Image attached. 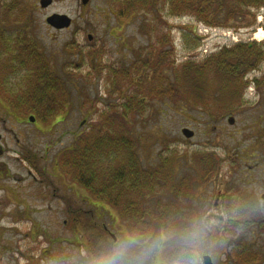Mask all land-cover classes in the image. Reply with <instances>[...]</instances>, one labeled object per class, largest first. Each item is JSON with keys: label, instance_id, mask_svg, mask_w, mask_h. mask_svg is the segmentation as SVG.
<instances>
[{"label": "rangeland", "instance_id": "374dc122", "mask_svg": "<svg viewBox=\"0 0 264 264\" xmlns=\"http://www.w3.org/2000/svg\"><path fill=\"white\" fill-rule=\"evenodd\" d=\"M12 1L0 0V8ZM14 1L19 4L15 8L40 9L39 0ZM107 3L91 0L85 9L81 0H57L51 8L30 15L29 29L24 33L37 41L56 76L64 80L69 104L55 123L39 120L31 123L27 120L29 114L0 108V264L88 262L81 246L76 245L86 243V239L74 240L73 214L84 225H105L117 241L126 240L133 246V253H142V264H150L146 258L154 252L161 253L164 244L166 247L170 241L162 229L161 211L171 208L192 222L205 210L209 211L220 184L234 190L248 188L247 167H264V153H255L258 142L263 143L257 137L264 134V93L252 84L241 91V96L231 90L221 92L217 74L211 71H205V76L199 79L198 90L189 84L184 69L186 62L202 64L225 45L253 42L264 49V39L256 38V34L264 32V8L245 15L235 14L242 17L225 23L227 27H207L192 15H168V0L157 3L158 13L141 11L121 21L109 13ZM51 13L67 15L74 25L64 31L50 29L44 20ZM8 27L11 25L2 26L0 41L2 36L12 35ZM87 34L93 36V42L86 40ZM161 36L169 38L164 46L158 40ZM95 45L103 51L99 62L89 61L87 56ZM160 48L168 50L166 59L172 62L170 66L164 64L160 76L164 77L163 83L165 78L171 82L177 79V91L173 89V94L156 97L149 78L141 80L133 70L138 58L153 60ZM100 64L115 70L125 66L126 81L119 80L117 87L110 77L112 84H108L106 77L110 70L100 71ZM262 72L264 64L246 79L260 78ZM131 80L137 81L136 87L130 85ZM119 92L125 98L123 101L119 100ZM134 98L143 103H135ZM125 104L130 110L119 120L125 114ZM103 118H107L106 122ZM230 118L234 119L233 124L228 123ZM82 120L86 123H81ZM184 128L194 133L189 141L181 133ZM87 131L102 137L124 134L136 140L135 151L143 169L157 168L171 160L174 185L187 183L176 194L157 187V194L143 201V210L147 212L145 229H153L147 244L144 239L129 235L115 209L89 195L56 167L59 155L77 135ZM199 153H212L221 162L217 161V176L212 172L204 182L199 180L201 172L192 165ZM182 218L179 227H185ZM216 225L198 237L205 236L208 243ZM171 243L188 245V240L174 237ZM200 245L204 249V243L197 246ZM223 254L214 248L209 253L216 264L226 262ZM160 260L168 262L162 254Z\"/></svg>", "mask_w": 264, "mask_h": 264}, {"label": "trees", "instance_id": "16d2710c", "mask_svg": "<svg viewBox=\"0 0 264 264\" xmlns=\"http://www.w3.org/2000/svg\"><path fill=\"white\" fill-rule=\"evenodd\" d=\"M159 1L116 0L119 7L118 14L124 18L139 11L158 13L156 5ZM16 6L17 4L12 5L14 8ZM262 8H264V0H168L167 14L172 16L184 13L196 17L207 27H227L225 23L242 17H238L239 14H249L250 10L259 11ZM222 16L224 21L221 22ZM158 19L159 22H162L160 16ZM32 48L29 47L21 51L20 55H32ZM162 54L164 53L158 51L154 59L147 63L151 65L154 62L148 72L141 73L140 70L135 72L141 80L149 78L154 85L151 91L156 97L165 93L173 94V89L175 92L177 91L175 88L177 79H172L171 82L170 79L165 78L166 81L163 83L162 78L164 77L160 76L163 75L164 64L168 66L172 64L166 59V54ZM34 60L35 58L31 59L28 65ZM34 63L40 65L37 68L33 67L29 72L30 79L28 78L27 85L29 89H27L24 100L25 106L22 110L17 109L18 111L15 112L30 114L37 120L46 122L65 113L69 93L65 82L52 73L42 58ZM263 64L264 49L262 45L247 42L224 46L220 52L208 57L199 65L186 62L184 69L185 77L190 85H194L195 89H200L197 84L199 79L205 76V71H211L217 74L216 78L220 82L219 90L221 92L231 90L234 93L238 92L237 96H241V91L243 92L248 84H252L259 92L264 93V72L261 73L260 78L246 79L250 74L260 70ZM115 81L111 84L114 85ZM118 82L114 86L118 87ZM130 85L136 87L132 82ZM163 85L166 88H163ZM159 86H161V90H159ZM119 94L123 95L121 92ZM134 102L143 103L141 99L136 98H134ZM123 107L127 112L121 114L119 120L124 119L130 110L127 104ZM106 119L103 118V122H106ZM261 141L263 143L260 144L264 145V140ZM136 148V140L129 139L124 134L103 135L102 137L93 131H87L77 135L71 146L59 155L56 166L71 182L80 186L89 195L108 203L125 222L130 235L140 238L144 232L150 229H145L147 222L145 223L144 218L147 216V212L143 210V201L157 194V187L176 194L182 187L186 188L187 183L182 182L174 185L172 182L174 179L172 177L174 174L173 162L171 160L164 161L157 168L143 169L138 160ZM217 161L220 162L217 156L212 153H199L194 157L192 165L195 170L201 172V178L207 181L212 172H217L219 166ZM177 215L178 213L172 211L171 208H168L166 212H160L159 218L161 216V221H163L162 229L167 232V235L175 230L180 232L189 230V225L188 229L179 227L180 218ZM78 217L73 214L72 230L79 232L82 239L83 236L86 237L87 254L94 262L97 256H102L109 249L103 225L99 226L95 223L84 225Z\"/></svg>", "mask_w": 264, "mask_h": 264}, {"label": "flooded vegetation", "instance_id": "af4514ba", "mask_svg": "<svg viewBox=\"0 0 264 264\" xmlns=\"http://www.w3.org/2000/svg\"><path fill=\"white\" fill-rule=\"evenodd\" d=\"M41 1L42 0L38 1L40 9H37L36 6H32L31 9L27 7L14 8L12 7L13 4L19 5L14 0L10 2V4L3 3L0 8V30H4L2 28L3 25H11V28L8 27V31H11L10 34H12L6 35V37L2 36L3 38L0 41V108L5 112H14L17 109L22 110L24 108L26 92L27 89H29V86H27L28 78L30 79L29 72H31L33 67L37 68L40 65L34 62H37L38 60H40V58H42L44 60V63L49 67L52 73L56 75L55 68L51 65L50 60L47 59L46 55L42 53V49L37 41L32 36L28 37V34L24 33L25 30L29 29L30 15L32 13L40 12V10H47L51 8L57 0H48L50 1V3L45 8H42L40 6ZM90 1L91 0H88L86 5H83L81 0V5L83 6V8L87 9ZM106 1L108 2L107 4L109 7V13L115 15L118 21L124 19V17H120L118 14L119 7L117 6L116 0ZM139 13H141V11H139ZM54 14L64 15L60 13H51L47 15L44 22L50 29L54 31H64L69 30L74 25L73 20L66 15L70 19V25L68 28L57 30L51 27L46 22V20ZM14 30L15 34L13 33ZM168 39L169 38H165L163 36L158 38L162 46L165 45V42H168ZM86 40L88 42H93L94 38L92 35L87 34ZM115 40L116 42L119 41L117 39ZM29 47H33L31 49V51H33L32 55H20L21 51H24ZM91 49L92 50L87 52V56L89 58L88 60H97L99 62V60H101L103 56V51L99 50L96 45L91 47ZM80 51L81 50H79L78 53ZM160 52L167 55L168 50L161 49ZM153 53L154 51L152 52L150 57L153 55ZM33 58H35L34 62H31L28 65L29 61ZM151 60L152 59L143 61L138 58V60L135 61V68L133 71L136 72L137 70H140L141 73L144 71L148 72L151 66H149L147 63H149ZM94 67V69L96 70L98 65ZM107 68H109L110 70L109 75H107L106 77L108 84H111V80H117L115 81L114 85L117 84L118 80L123 81V79H125L126 81L128 73H126L125 66L117 70H115V68L112 66H101V64L98 67L100 71L104 70V72H108ZM135 74L133 75L135 76ZM131 82L134 84V86H136L135 83H137V81L131 80ZM123 99H125L123 98V95H119V100L123 101ZM7 116L11 115L7 113ZM59 118L62 117H55L48 120V122L55 123ZM31 119H34V121L32 122ZM27 120L31 123H36L37 121V119L30 114L27 117ZM83 122L86 123L85 120H82L81 123ZM257 139H259L260 141L264 140V134H259ZM258 145V148H255V153H264V145L263 150H261L262 145H260L259 142ZM1 152L2 151L0 149V153ZM255 171L257 172L255 173ZM215 173L216 174L214 176H217L218 173L216 171ZM247 174L248 188L234 190L233 188H225L223 184H220L211 208L209 207V211L205 210L204 214L200 215L214 217L215 220L218 221L215 228L217 231L215 230L213 232V239L210 238L212 240L207 243L205 236H197L195 239H191L188 236L189 230H184L182 232L175 230L167 235L168 239L170 240L169 244L171 243L172 238L181 237L188 240V245L181 244L178 246L177 243H175L174 245H172L171 243L170 245L168 244L165 247L164 244V249L161 251V253L154 252L150 254V256L146 258V261H148L150 264H166L160 260V255L162 254L165 261H168L167 264H188V262L192 260H195L197 264H205V257H208L210 259V264H216L215 258L212 255H209L211 248H214L220 251L221 254L224 252L223 255L226 256V262H221V264H264V167L249 166L247 167ZM199 180L202 182L205 181V179L202 178H199ZM100 202L106 203L104 201ZM106 204L109 206L108 203ZM212 210H214V212H212ZM177 216L180 219L183 217H181L179 214ZM182 220L185 221V228L188 229L187 226H190L192 222H190V219L188 218L187 221L186 218H182ZM103 230L106 236V243L110 248L111 246L109 242L111 241L112 243H115L117 242V238L105 225H103ZM127 232L129 233V231ZM152 233L153 229L146 231L139 239H144L143 243L147 244L150 240L149 238L152 236ZM213 233L210 232L209 234L212 235ZM76 237H80L79 232H75L74 240H76ZM83 238L86 239L85 236H83ZM200 242L204 243V249L201 248V245L197 246L200 244ZM76 245L81 246L87 256V259L90 260H87L88 262L84 264H93L92 259L87 254L86 243L76 242ZM154 248L156 249L155 246Z\"/></svg>", "mask_w": 264, "mask_h": 264}, {"label": "clouds", "instance_id": "9594fccd", "mask_svg": "<svg viewBox=\"0 0 264 264\" xmlns=\"http://www.w3.org/2000/svg\"><path fill=\"white\" fill-rule=\"evenodd\" d=\"M218 221L210 216L195 217L189 227L188 236L195 239L203 232L213 228ZM142 253H133V246L126 240L115 242L102 256H97L93 264H142ZM188 264H197L195 260Z\"/></svg>", "mask_w": 264, "mask_h": 264}, {"label": "water", "instance_id": "95a60500", "mask_svg": "<svg viewBox=\"0 0 264 264\" xmlns=\"http://www.w3.org/2000/svg\"><path fill=\"white\" fill-rule=\"evenodd\" d=\"M88 0H82V4L86 5ZM50 3V1L48 0H42L40 2V6L42 8H45L46 6H48ZM46 22L53 28L57 29V30H61V29H66L69 27L70 25V19L66 16V15H58V14H54L52 16H50L49 18H47ZM31 121L33 122L34 119H31ZM229 124H233V119L230 118L228 121ZM182 135L186 138V139H190L193 137V132H191L188 129H183L181 131ZM204 262L205 264H210V259L208 257L204 258Z\"/></svg>", "mask_w": 264, "mask_h": 264}, {"label": "bare ground", "instance_id": "6f19581e", "mask_svg": "<svg viewBox=\"0 0 264 264\" xmlns=\"http://www.w3.org/2000/svg\"><path fill=\"white\" fill-rule=\"evenodd\" d=\"M256 38L261 37V39H264V32H260L259 34H256Z\"/></svg>", "mask_w": 264, "mask_h": 264}]
</instances>
